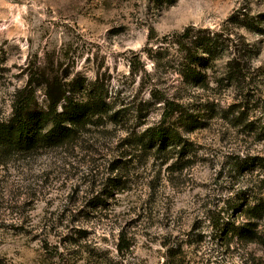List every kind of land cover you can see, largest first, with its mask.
Instances as JSON below:
<instances>
[{
	"label": "rangeland",
	"instance_id": "obj_1",
	"mask_svg": "<svg viewBox=\"0 0 264 264\" xmlns=\"http://www.w3.org/2000/svg\"><path fill=\"white\" fill-rule=\"evenodd\" d=\"M171 2L0 0V117L30 70L100 77L124 110L117 126L91 128L75 150L0 166V264H264V219L258 243L226 225H244L264 198L263 172L233 164L264 158V0ZM190 27L230 34L243 54L253 47L241 83L223 80L226 53L208 65L209 91L186 84L176 42ZM192 91L201 126L189 132L171 120L188 144L184 157L126 146L128 133L161 120L158 100L187 103ZM36 98L44 108L43 91ZM241 106L251 135L232 115Z\"/></svg>",
	"mask_w": 264,
	"mask_h": 264
},
{
	"label": "trees",
	"instance_id": "obj_2",
	"mask_svg": "<svg viewBox=\"0 0 264 264\" xmlns=\"http://www.w3.org/2000/svg\"><path fill=\"white\" fill-rule=\"evenodd\" d=\"M236 16L242 17L245 14L240 11ZM234 19L232 17L230 21ZM199 33L190 27L177 36L176 45L182 56L178 66L186 84L195 91H209L211 82L207 74L208 65L217 63L229 53L223 80L227 81L228 86H235L242 80L243 63L248 54L252 55L253 47L246 45L243 54L230 34L224 31ZM39 91L44 93V108L38 107L36 93ZM195 91L187 96V103H183V100H180L182 103L158 100L164 106L161 120L146 125L141 131L128 133V139L132 142L126 146L141 152L155 151L159 155L175 151L178 156L184 157L188 144L179 126L176 122L171 123V120L178 116L182 121L180 127L189 132L201 126L195 110L196 102L201 99L195 96ZM209 101L206 100V104ZM245 110L241 106L232 115H238L236 119L247 125V134L251 135L255 130L250 117L244 115ZM123 115L124 110L110 100L109 89L100 77L90 82L78 75L61 79L52 73L30 70L26 86L17 90L13 97L11 114L5 118L0 117V166L44 150H75L80 142L89 139L91 128L117 126L124 118ZM233 164L236 171L252 174L261 170L264 177V158L238 155L233 159ZM118 169L114 168L113 173ZM261 183H264V178ZM254 201L256 203L247 210V222L244 225L226 224L227 227L231 226L228 232L231 231L234 237L249 243L261 240L259 230L261 220L264 219V198H256Z\"/></svg>",
	"mask_w": 264,
	"mask_h": 264
}]
</instances>
